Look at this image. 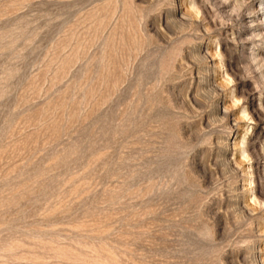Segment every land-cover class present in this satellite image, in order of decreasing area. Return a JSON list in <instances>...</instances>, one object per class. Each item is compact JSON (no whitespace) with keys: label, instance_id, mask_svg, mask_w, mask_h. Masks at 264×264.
Wrapping results in <instances>:
<instances>
[{"label":"rangeland","instance_id":"rangeland-1","mask_svg":"<svg viewBox=\"0 0 264 264\" xmlns=\"http://www.w3.org/2000/svg\"><path fill=\"white\" fill-rule=\"evenodd\" d=\"M0 264H264V0H0Z\"/></svg>","mask_w":264,"mask_h":264}]
</instances>
